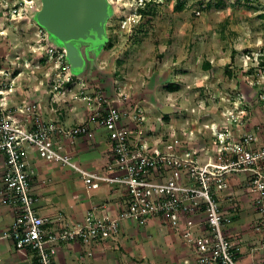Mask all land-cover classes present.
Masks as SVG:
<instances>
[{
	"label": "built area",
	"instance_id": "1",
	"mask_svg": "<svg viewBox=\"0 0 264 264\" xmlns=\"http://www.w3.org/2000/svg\"><path fill=\"white\" fill-rule=\"evenodd\" d=\"M45 46L44 56L37 62H52L47 72L49 92L63 95L67 86L75 83V74L62 47L48 41ZM1 74L0 153L4 167L0 204L14 213L2 237L9 238L30 264H55L59 248L71 242L79 243L82 254L91 257L96 245L117 241L122 222L133 220L145 226L154 218L177 232L191 250L193 264H243L238 243L227 235L244 208L242 197L247 198L256 215L248 227L257 235L256 251L261 259L251 264H264V145L259 146L255 136L239 127V115L228 120L233 127L226 123L220 125L217 134L213 128L210 130L213 160L212 156L201 160L194 148L174 136L163 134L146 141L152 129L145 132L146 118L136 102L127 110L125 105L130 101L125 96L107 98L96 87L88 93L80 79L81 88L71 96L88 104L85 122L65 126L59 120H47L36 101L17 106V120L2 103L1 88L6 82ZM117 103L123 104V109ZM91 123L107 132L110 159L106 172H89L64 151V139L94 137ZM27 146L40 159L76 172L88 189L101 183L121 186L124 197L120 212L97 218L94 210H89L84 221L74 226H61L57 218L39 216L35 211L39 198L30 190ZM203 153L208 154L207 147ZM238 174L246 177L239 179L237 186L234 180ZM0 264H5L1 257Z\"/></svg>",
	"mask_w": 264,
	"mask_h": 264
},
{
	"label": "rangeland",
	"instance_id": "2",
	"mask_svg": "<svg viewBox=\"0 0 264 264\" xmlns=\"http://www.w3.org/2000/svg\"><path fill=\"white\" fill-rule=\"evenodd\" d=\"M109 2L108 42L100 51L81 50L84 68L73 82L83 76L92 84L109 78L123 84V96L133 92L143 102L144 130L152 126L148 142L164 134L191 147L195 139L196 149L209 146L212 156L210 130L217 134L237 114L239 127L264 145V0ZM39 8L40 0H0V30L17 28L8 59L20 57V67L21 59L37 62L46 41L53 43L34 19ZM147 99L157 104L145 109Z\"/></svg>",
	"mask_w": 264,
	"mask_h": 264
},
{
	"label": "crops",
	"instance_id": "3",
	"mask_svg": "<svg viewBox=\"0 0 264 264\" xmlns=\"http://www.w3.org/2000/svg\"><path fill=\"white\" fill-rule=\"evenodd\" d=\"M9 28L11 30L8 28L6 31L0 30V71L6 82L1 90L2 103L9 108L15 119L18 120L19 117L15 110L17 106L36 101L45 119L59 120L65 126H74L85 122L88 113V104L71 96L81 88V82L87 85L86 92L96 87L103 94H108L109 98L117 99L124 95L122 93L127 92L124 85L115 79L109 78V80L105 79V82L92 84L81 76L78 78L81 82H78L76 78V84L68 85V91L63 95L50 93L47 84V72L50 69L41 66L43 61L40 63L21 59L20 67L18 61L20 57H15L16 62L8 59L9 55L15 51V47H11L12 39L9 35L17 33V28L13 24ZM17 96H20V99L14 100L13 98ZM135 97L138 98L133 92L126 97L130 102L125 105V108L131 110L130 105L136 102L144 113L143 106L139 105L143 103L142 100ZM148 103L157 104V101L145 100V109ZM116 105L119 109L124 107L121 103ZM89 125L94 132V137L87 138L79 135L73 141L64 139V151L71 155L83 169L94 173L106 172L110 159V142L107 132L94 123ZM201 137L204 139L203 135ZM190 141H193V144L190 142L191 147L197 152L199 159L200 154L206 156L202 148L196 149L197 144L194 143L198 140ZM208 149H210L209 146ZM210 156L208 153L207 159ZM25 160L30 173V190L39 198L35 205V211L39 216L52 220L57 218L61 226H74L84 221L86 212L89 210H94L97 218L106 215L114 216L120 212L124 197V189L121 186L101 183L95 189H88L76 172L66 166L40 159L35 150L29 146L26 147ZM3 167L4 157L0 153V185ZM239 179L242 180V174L236 176L234 185L238 186ZM237 186L235 188L239 189ZM242 203L244 208L241 215L234 219L227 235L238 243L241 262L251 264L261 259L256 251L257 235L248 227L256 215L252 212L246 197H242ZM13 218L14 213L0 204V257L5 264H30L28 258L15 250L9 238L2 237L3 231L9 227ZM55 264H193V255L176 231L154 218L145 226H139L133 220L122 222V234L117 241L107 242L105 246L96 245L91 257L82 254L81 246L77 242L64 244L58 250Z\"/></svg>",
	"mask_w": 264,
	"mask_h": 264
},
{
	"label": "water",
	"instance_id": "4",
	"mask_svg": "<svg viewBox=\"0 0 264 264\" xmlns=\"http://www.w3.org/2000/svg\"><path fill=\"white\" fill-rule=\"evenodd\" d=\"M109 0H40L34 19L48 38L65 50L71 71H83L82 49L100 51L108 42Z\"/></svg>",
	"mask_w": 264,
	"mask_h": 264
},
{
	"label": "trees",
	"instance_id": "5",
	"mask_svg": "<svg viewBox=\"0 0 264 264\" xmlns=\"http://www.w3.org/2000/svg\"><path fill=\"white\" fill-rule=\"evenodd\" d=\"M146 5H148V2L145 3V6ZM143 11H145V10H143ZM208 67H209V64H206L205 68H208ZM167 89L172 91L173 89H176V86L173 85V84H170V85L167 86ZM163 118H165V120H168V116H164Z\"/></svg>",
	"mask_w": 264,
	"mask_h": 264
}]
</instances>
